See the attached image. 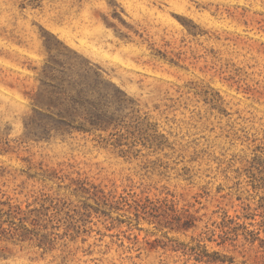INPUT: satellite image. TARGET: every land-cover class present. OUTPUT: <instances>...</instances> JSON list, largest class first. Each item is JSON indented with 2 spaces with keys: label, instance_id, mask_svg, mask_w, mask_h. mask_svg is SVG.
<instances>
[{
  "label": "rangeland",
  "instance_id": "374dc122",
  "mask_svg": "<svg viewBox=\"0 0 264 264\" xmlns=\"http://www.w3.org/2000/svg\"><path fill=\"white\" fill-rule=\"evenodd\" d=\"M198 242L264 264V0H0V264Z\"/></svg>",
  "mask_w": 264,
  "mask_h": 264
},
{
  "label": "trees",
  "instance_id": "16d2710c",
  "mask_svg": "<svg viewBox=\"0 0 264 264\" xmlns=\"http://www.w3.org/2000/svg\"><path fill=\"white\" fill-rule=\"evenodd\" d=\"M145 209H146V208H143V207H142V210H143V211H145ZM171 212H174V211L171 210ZM172 220H173V221H176L177 223L180 222V218H179L178 216H173V217H172ZM189 225H191V224H189ZM226 225H227V224H223V225H222V228H225ZM253 241H254V240L252 239L250 242L252 243ZM195 248L198 249V250H201L199 254H194V255H195V256H194V260H195L196 262L201 263V262L204 261L203 259L205 258L206 260L204 261V263H206V264H213V263H217V262L223 263L222 261L211 260V257L208 256V255L206 254L205 250H202L203 248L201 247L200 242H198V243L196 244V246L194 247V249H190V251H195ZM201 248H202V249H201Z\"/></svg>",
  "mask_w": 264,
  "mask_h": 264
}]
</instances>
